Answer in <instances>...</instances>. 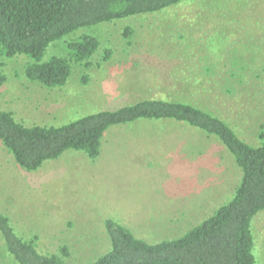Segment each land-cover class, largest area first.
I'll return each instance as SVG.
<instances>
[{"label":"rangeland","instance_id":"374dc122","mask_svg":"<svg viewBox=\"0 0 264 264\" xmlns=\"http://www.w3.org/2000/svg\"><path fill=\"white\" fill-rule=\"evenodd\" d=\"M126 29L130 39L123 38ZM85 35L101 47L88 70L72 65L61 88L30 82L28 57L0 55V74L8 77L0 109L26 126L60 127L145 98L181 97L257 144L264 125V0H183L154 14L80 28L52 43L43 61L66 56L67 45ZM107 49L112 57L104 61ZM197 131L155 121L114 126L96 160L69 150L32 172L0 143V214L17 235L36 237L41 254L66 247L70 264H91L110 250L106 219L151 244L180 237L232 198L241 177L226 148ZM258 215L254 255L264 264V211ZM3 248L0 235V264H14Z\"/></svg>","mask_w":264,"mask_h":264},{"label":"trees","instance_id":"16d2710c","mask_svg":"<svg viewBox=\"0 0 264 264\" xmlns=\"http://www.w3.org/2000/svg\"><path fill=\"white\" fill-rule=\"evenodd\" d=\"M181 1L0 0V55L7 59L28 57L30 62L24 69L30 82L44 88H61L67 84L73 64L87 70L91 68V61L101 44L97 38L85 35L67 45L66 56L43 61L52 43L80 28L154 14ZM132 35V30L126 29L123 38L130 39ZM184 38L180 36V39ZM111 54V49L105 50L103 60L109 61ZM82 79V83H88L89 79ZM7 81L8 77L0 74V87ZM195 81L204 89V81L197 78ZM183 87L187 89V85ZM235 92L234 86H228V94ZM138 121L192 127L208 139L218 141L240 169V181L232 198L177 238L151 244L136 237L119 222L106 219L104 225L110 250L91 264H257L253 222L264 211V125L256 134L257 144H251L225 119L184 98H145L60 127L26 126L17 121L12 112L0 109V143L18 166L32 172L69 150L96 160L101 154L102 141L112 127ZM0 235L4 240L3 251L11 256L14 264L68 262L66 247H61L56 254H41L37 249V238L17 235L9 218L1 214Z\"/></svg>","mask_w":264,"mask_h":264}]
</instances>
